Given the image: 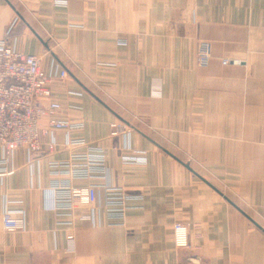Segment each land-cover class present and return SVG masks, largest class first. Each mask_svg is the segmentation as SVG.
I'll use <instances>...</instances> for the list:
<instances>
[{
  "label": "crops",
  "instance_id": "1",
  "mask_svg": "<svg viewBox=\"0 0 264 264\" xmlns=\"http://www.w3.org/2000/svg\"><path fill=\"white\" fill-rule=\"evenodd\" d=\"M66 2L0 0V39L67 72L53 88L73 125L52 132V152L41 137L40 153L0 163V264H264V0ZM79 139L104 148L105 170L97 209L69 225L51 188L70 179L68 150L83 148L66 143ZM136 152L144 163L124 162ZM102 185L126 193L122 217L105 212ZM5 209L22 230L3 229Z\"/></svg>",
  "mask_w": 264,
  "mask_h": 264
},
{
  "label": "built area",
  "instance_id": "2",
  "mask_svg": "<svg viewBox=\"0 0 264 264\" xmlns=\"http://www.w3.org/2000/svg\"><path fill=\"white\" fill-rule=\"evenodd\" d=\"M56 5H66V0H54ZM211 45L208 42L198 43L196 61L199 67L208 66L211 59ZM240 64L239 60L223 59L222 65ZM68 76L65 70L58 75L45 72L41 68V59L34 55L24 54L15 49L8 39H0V163L6 164L12 154L23 149L30 157L41 152V137H49L48 150L56 146L52 132L68 131L72 124L59 119L62 104L53 85ZM47 124L41 125V120ZM111 136L127 133L123 125H110ZM68 146H82L81 152L69 149L70 156L65 162L67 175L71 180L87 179L84 186H74L71 180L55 181L52 185L51 208L64 212L72 224V213L76 210L93 213L97 209L98 185L95 181L102 179L105 170L106 155L103 147L82 140H67ZM66 146V147H68ZM135 153L124 157L125 163L141 164L144 159ZM58 166V165H56ZM60 166V165H59ZM62 172V171H60ZM104 208L108 216L122 217L126 209L127 195L122 189L108 188L102 185ZM2 226L5 231H20L24 226V215L19 211L8 210L2 214ZM173 239L176 247H186L188 226L175 223ZM68 245L73 243V235L67 234ZM72 248V247H71ZM71 251V250H70ZM69 251V252H70Z\"/></svg>",
  "mask_w": 264,
  "mask_h": 264
}]
</instances>
